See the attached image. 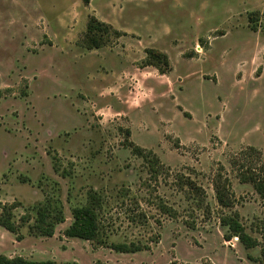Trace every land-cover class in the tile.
<instances>
[{"label": "rangeland", "instance_id": "1", "mask_svg": "<svg viewBox=\"0 0 264 264\" xmlns=\"http://www.w3.org/2000/svg\"><path fill=\"white\" fill-rule=\"evenodd\" d=\"M91 17L110 27L98 49L86 42ZM133 147L162 169L153 173ZM263 164L264 0H0V203L15 206L20 237L0 227V255L255 264L224 240L220 217L235 213L258 239L249 253L264 259V198L240 178ZM219 176L228 209L215 199ZM93 191L101 236L65 237L71 208ZM50 196L64 222L52 237L29 234L32 207ZM159 201L176 216L160 214ZM121 242L142 250L109 246Z\"/></svg>", "mask_w": 264, "mask_h": 264}, {"label": "trees", "instance_id": "2", "mask_svg": "<svg viewBox=\"0 0 264 264\" xmlns=\"http://www.w3.org/2000/svg\"><path fill=\"white\" fill-rule=\"evenodd\" d=\"M108 29H110L108 25L99 22L96 18L91 17L89 19L85 37L90 49H98L101 47L100 41H102V36L104 33H107ZM114 33L119 34L117 31H114ZM146 54L148 55L149 60H157L167 68L168 62L165 56L154 50H148L146 51ZM153 64L158 66L157 70L160 74L164 73L158 64ZM133 153L138 156L143 163H145V165L152 170L153 173L157 174L162 169L160 160L153 153L144 151L139 147H133ZM240 178L242 182L251 184L255 192L261 198H264V164L259 170L253 171L251 169H247L243 171ZM225 184H223L219 176L215 179L213 188L217 204L221 208L228 209L232 206V194L230 189ZM189 188L190 190H194L195 186L190 182ZM100 206L101 196L97 192L93 191L88 195L86 205L72 207V223L64 231V236L70 239L96 241L101 236V228L98 217V210ZM14 208V205L6 206L0 203V227L8 233L16 235L18 240L20 239L17 234L19 227L14 221L12 213ZM157 209L160 214H165L171 218L175 217L177 214L175 209L165 205L162 201H159ZM32 210L34 212L33 224L28 226V232L31 235L38 237H52L55 227L64 222L63 204L57 197H46L44 201L34 205ZM220 225L225 229L223 235L225 241L236 239L244 251L247 252V259L251 263L264 264V259L254 257L249 253L259 246L258 239L247 232L246 228L240 222L235 213L220 217ZM109 246L113 251L120 254H132L142 250L140 243L134 242L111 243ZM0 264H55V262L51 260H26L20 257L8 258L4 255H0ZM169 264L178 263L172 262Z\"/></svg>", "mask_w": 264, "mask_h": 264}, {"label": "crops", "instance_id": "3", "mask_svg": "<svg viewBox=\"0 0 264 264\" xmlns=\"http://www.w3.org/2000/svg\"><path fill=\"white\" fill-rule=\"evenodd\" d=\"M110 17H112V16H110ZM96 18V17H95ZM117 31H119V30H117ZM120 32H122V33H124L125 34V31L123 30V29H120ZM120 60H121V58H120ZM120 68V67H119ZM119 76H120V73L118 74Z\"/></svg>", "mask_w": 264, "mask_h": 264}]
</instances>
